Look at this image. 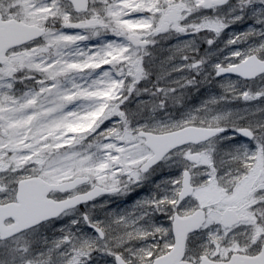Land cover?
<instances>
[{
	"label": "snow or ice",
	"instance_id": "1",
	"mask_svg": "<svg viewBox=\"0 0 264 264\" xmlns=\"http://www.w3.org/2000/svg\"><path fill=\"white\" fill-rule=\"evenodd\" d=\"M0 264H264V0H0Z\"/></svg>",
	"mask_w": 264,
	"mask_h": 264
}]
</instances>
